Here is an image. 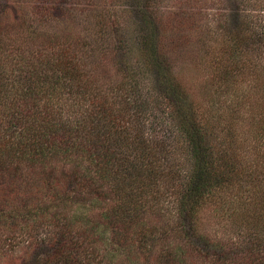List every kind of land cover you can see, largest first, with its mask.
Wrapping results in <instances>:
<instances>
[{
	"label": "trees",
	"instance_id": "1",
	"mask_svg": "<svg viewBox=\"0 0 264 264\" xmlns=\"http://www.w3.org/2000/svg\"><path fill=\"white\" fill-rule=\"evenodd\" d=\"M133 1L147 25L125 46L115 106L95 80L97 47L71 37L67 48L47 55L50 46L36 40L39 29L29 23L37 10L4 23L11 29L0 24V260L15 248L19 264H182L187 247L207 264H264V147L252 144L260 137L264 146L262 18L236 20L237 32L225 33L230 67L241 68L250 55L258 58L250 61L256 72L240 93L242 82L222 70L218 85L234 98L206 117L162 49L158 0ZM252 3L257 9L264 0ZM80 97L87 107L72 108ZM72 156L87 160L95 176L75 159L70 172L52 166L55 158ZM105 198L111 205L101 224L111 227L109 241L81 213ZM220 211L234 224L225 241L203 226L206 212ZM110 242L127 247L122 257Z\"/></svg>",
	"mask_w": 264,
	"mask_h": 264
},
{
	"label": "rangeland",
	"instance_id": "2",
	"mask_svg": "<svg viewBox=\"0 0 264 264\" xmlns=\"http://www.w3.org/2000/svg\"><path fill=\"white\" fill-rule=\"evenodd\" d=\"M241 1L245 0H158L162 9L160 17L164 20L163 25H165V31L161 32L158 37L162 49L167 54L172 72L176 80L182 85L188 99L206 117L212 116L216 112V107L229 103L234 98V94L226 86L224 88L218 85L217 81L223 73L222 70L232 71L236 76V81L242 82L240 93L247 87V82L253 81V78H250L256 72L253 71L252 64L255 62L250 61L258 58H253L250 55H244L248 59L239 62L241 68L230 67L233 64V56L230 55L229 45L226 43L228 37L225 33L227 31L231 34L237 32V28L232 24H235L236 20L242 23L240 21L246 19L244 17H255L257 14L258 17L262 18L261 23L264 26V4L256 9L255 5H250L253 4L252 0H247L243 6ZM236 3H239V8H236ZM136 7H134L133 0H0V10L3 11L0 24H3L6 29H11L6 25L13 23L14 16L20 14L24 18L31 11L37 10L39 13L35 15V21L30 19L29 23L35 30L39 29L36 40L40 41L43 38L44 42L50 46L46 52L47 55L53 56L56 52L63 51L68 47V41L71 40V37L74 41L80 36L83 38V44L86 42L90 46L97 47L94 53L97 61L93 62L98 74L95 80L99 77L96 83L99 88H102V97L115 106L120 100L118 97L120 95L119 90L116 93L117 101L115 100V90L122 84V74L125 73V60L123 61L125 46L129 45L130 41L128 40L131 37L135 38L143 26L147 25L142 21L141 14H136ZM45 8L47 9L45 10ZM239 9L241 10L239 11ZM5 10H10V12L4 14ZM23 10H26L27 14ZM236 14L237 18L235 19ZM12 45L18 46L14 43ZM134 57L136 58V56ZM256 62L258 65H263L262 61ZM258 72V74L264 75L262 68ZM146 76L149 75L146 74ZM151 77L154 79L153 75ZM230 82V85H233L232 80ZM157 93L161 95L159 91ZM240 93H237L238 97H240ZM145 96L143 92L142 97L145 98ZM73 102L72 108L87 107L86 99L81 97ZM245 116L244 113L242 121L238 118L241 124L239 126L241 127L240 133L246 129ZM252 144H258L257 150H262L264 147L260 137H258V141L252 139ZM249 148L254 151L252 146ZM73 156L55 158L51 162L52 166L57 171L70 172L73 169L71 162L75 159L81 161L79 164L83 168H89L90 173L95 176L93 167H88L87 160L84 161L81 157ZM106 194L112 198L110 192L107 191ZM261 196L251 201H261ZM110 198H105L104 201L96 200L94 204L86 205L81 210V213L97 226L95 228L97 235L103 234L108 241L111 239L112 230L109 225H106L107 222L101 224V215L103 209L111 205ZM33 201L40 203L35 196ZM47 202H52L53 205V201ZM251 206L252 204H250ZM48 209L51 212L53 207H48ZM74 209L75 206L67 212L73 214ZM217 214L223 216H217ZM217 214L209 216L206 212L207 216L203 218V226H210L208 233L213 238L221 241H225L228 237L233 238L234 235L231 233L234 224H231V220L226 219L228 214H223L221 211ZM155 219L156 217L151 216L150 221ZM234 222L239 221L235 220ZM110 244L113 243L110 242ZM110 247L115 248L114 255L119 257L123 256L121 251L124 252L127 249L126 246H121L118 250L115 244ZM14 249L9 250V259L0 260V264H19L17 261L18 254ZM183 251L184 262L182 264H207L205 263L206 259L204 260L197 251L196 253L187 247ZM0 259H2L1 256Z\"/></svg>",
	"mask_w": 264,
	"mask_h": 264
}]
</instances>
